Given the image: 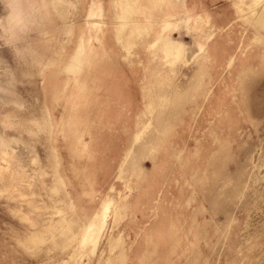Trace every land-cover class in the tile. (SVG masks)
<instances>
[{
	"label": "rangeland",
	"instance_id": "obj_1",
	"mask_svg": "<svg viewBox=\"0 0 264 264\" xmlns=\"http://www.w3.org/2000/svg\"><path fill=\"white\" fill-rule=\"evenodd\" d=\"M129 1L130 24L149 32L126 50L116 38L123 0H78L67 34L52 0H0V72L13 74L0 82V129L37 159L22 147L13 157L21 173L0 195V264H264V172L250 156L264 159V38L232 0ZM206 12L208 23L196 20ZM80 32L90 60L74 76L62 65ZM163 32L185 53L202 47L171 72ZM160 86L179 91L169 124L136 141L140 118L157 119L149 106ZM238 173L244 200L214 208ZM105 199L113 204L95 252L72 261L73 232ZM31 221L70 230L52 228L35 252L25 245ZM111 238L121 246L111 250Z\"/></svg>",
	"mask_w": 264,
	"mask_h": 264
},
{
	"label": "bare ground",
	"instance_id": "obj_2",
	"mask_svg": "<svg viewBox=\"0 0 264 264\" xmlns=\"http://www.w3.org/2000/svg\"><path fill=\"white\" fill-rule=\"evenodd\" d=\"M123 1H125L126 4H121V11L117 15L119 25L116 29V38L126 50H129L132 46L131 37L133 35H142L143 33H148L149 29L147 27H139L137 25L132 26L130 24V17L133 7L131 6V2L129 0ZM77 2L78 0H52L54 8L56 9L57 13L60 16V19L64 23L63 31L66 34L71 32L68 22L70 14L72 13L71 9L77 4ZM232 2L233 5L236 6V9L244 17V19L249 21V23L256 30L257 34L255 35V40L264 38V0H232ZM99 10V7L96 6L92 10H90L88 15H98ZM188 19L189 18H186V21H188ZM196 20H202L203 22L208 23L210 20V14L206 12L205 15H198L196 17ZM171 25L172 24L170 22H167L163 28V31L171 29ZM174 25L176 26L177 24ZM170 33L171 32H163L159 34L156 41L160 42L159 49L161 51V57L165 60V63L169 65L171 72H174L176 70V67L180 65V63L191 59L193 52L200 50L202 44L198 42L197 46L194 49L190 48L185 53L184 43L182 39L180 37L176 38ZM204 36L206 39H208L211 36V32L205 34ZM78 37V43L75 47L74 52L68 58L66 63L62 65V70H65V72L74 76H78L90 60L89 50L86 47L82 32L79 33ZM156 55L157 53L155 52L154 56ZM12 79L13 74L10 67H4L0 72V82H9ZM197 85H199V83ZM57 93L58 89L52 91V95L54 96H56ZM178 98L179 91L175 87H173L170 91L165 90L164 86H160L155 90V94L151 96V101H153V103L150 104L149 111L151 113V116L157 117V119H154V121H152L151 118L149 120L146 116H142L140 118L138 132L136 134V141H139L142 138L143 134L146 132L150 134V139L154 140L157 137L156 134L158 132L164 131L167 128L169 119L173 114L172 110L175 109V103L177 102ZM81 121L82 119L79 120V118L73 121V127H71L73 133L78 131V126ZM19 147H22L23 152L29 155L31 164H34L37 159L33 147L25 143L20 138L8 135L0 129V195L8 193L12 189V186L15 184V174L18 172L21 173L18 168H14V166L11 165L12 161H14L13 157L14 155L16 156L18 151L17 148ZM132 150L135 151V149L133 148ZM250 156L253 160L254 168H256L259 173H263L264 159L261 157L258 151L251 154ZM22 161L24 160H22L20 157L19 160H17V165L20 168H23L25 165ZM128 164H130L129 161ZM125 169L126 168L121 165L119 169L120 174H122ZM243 177L244 173H242V175L238 173L234 182L231 183V186L227 193L221 192L214 195L212 199L214 208H225L227 199H230L232 201H234L235 199L238 201L244 200L246 192L242 191ZM112 204L113 201L110 199L103 200L99 209L94 212V216L89 217L87 223L82 225L78 229L77 233L73 232V235L75 236L76 250H74V252L72 251L69 259L75 262L78 261L84 253L88 254V252H95V249L101 237L102 228L104 227ZM55 212L58 211L56 210ZM20 215L23 219H27L26 213ZM30 224L32 230L28 234L27 238H25V245L33 248L35 252L37 249L42 248L44 239L46 235H48V233H51L52 228L58 229L66 227L68 230H70V226L65 222L56 221L54 225L47 227V229H43L42 227H40V225H38L37 222L34 221H31ZM45 226H47V224H45ZM121 244L122 241H117L114 238H111L109 246L112 250L114 248L120 247ZM107 261L110 264H113L111 258L107 259Z\"/></svg>",
	"mask_w": 264,
	"mask_h": 264
}]
</instances>
